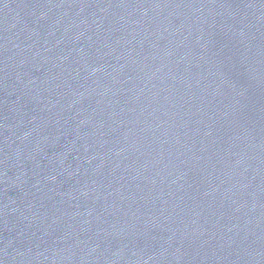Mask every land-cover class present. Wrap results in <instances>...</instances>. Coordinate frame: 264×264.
<instances>
[{
    "label": "water",
    "instance_id": "1",
    "mask_svg": "<svg viewBox=\"0 0 264 264\" xmlns=\"http://www.w3.org/2000/svg\"><path fill=\"white\" fill-rule=\"evenodd\" d=\"M0 264H264V0H0Z\"/></svg>",
    "mask_w": 264,
    "mask_h": 264
}]
</instances>
